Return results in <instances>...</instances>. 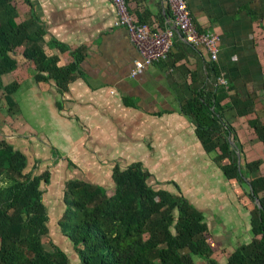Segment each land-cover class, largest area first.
Returning a JSON list of instances; mask_svg holds the SVG:
<instances>
[{
	"label": "crops",
	"instance_id": "crops-1",
	"mask_svg": "<svg viewBox=\"0 0 264 264\" xmlns=\"http://www.w3.org/2000/svg\"><path fill=\"white\" fill-rule=\"evenodd\" d=\"M186 2L195 27L219 36V61L175 30L170 58L133 79L142 58L129 31L115 29L111 0H15L7 10L18 13L28 33L17 55L18 71L0 75V141L28 158L29 171L37 167L36 174H51L48 205L62 202L70 181L112 194L115 173L142 166L156 192L183 197L205 216V257L196 256L195 263L210 261V248L218 256L209 264H229L232 254L257 241L253 212L264 186L247 187L255 197L250 202L246 188L216 162L218 152H208L198 137L196 126L212 125L211 118L201 110L188 116L183 108L211 84L213 64L220 80L231 82L229 90L219 91L223 105L264 109V0ZM127 6L154 32L171 26L166 0H127ZM37 35L35 52L46 60L38 68L22 55L27 39ZM227 118L239 133L244 158L256 160L264 177V146L249 119L235 110Z\"/></svg>",
	"mask_w": 264,
	"mask_h": 264
},
{
	"label": "trees",
	"instance_id": "trees-1",
	"mask_svg": "<svg viewBox=\"0 0 264 264\" xmlns=\"http://www.w3.org/2000/svg\"><path fill=\"white\" fill-rule=\"evenodd\" d=\"M14 1L0 0V75L18 71L17 55L22 37L28 33L18 22V13L7 10ZM37 38L40 35L27 39L22 55L38 68L46 60L39 58L40 51L35 52ZM209 73L211 84L196 92L183 112L195 117L201 110L211 118L212 125L196 126L199 139L208 152H218V165L246 188L245 196L254 202L247 187L264 186L263 168L256 160L244 158L238 145L241 138L227 113L235 110L240 118L247 117L252 134L264 146V109L258 110L254 103L238 110L223 105L219 101L220 78L213 64ZM36 170L29 171L28 158L12 144L0 141V264H196V256L205 257L201 249L206 243L205 216L183 197L156 192L142 166L115 173L112 194L81 181L65 184L58 225L77 260L57 247L54 257L45 247L50 236L45 195L51 174H36ZM257 173L261 177L256 182L248 180ZM260 194L261 208L253 212L259 230L257 241L232 254L229 264H264V192ZM7 233L14 238L11 248L6 247Z\"/></svg>",
	"mask_w": 264,
	"mask_h": 264
},
{
	"label": "built area",
	"instance_id": "built-area-1",
	"mask_svg": "<svg viewBox=\"0 0 264 264\" xmlns=\"http://www.w3.org/2000/svg\"><path fill=\"white\" fill-rule=\"evenodd\" d=\"M111 1L118 15L115 29L118 31L127 29L129 31L142 58V61L135 65L132 72L133 79L144 75L147 69L153 65L164 63L170 58L177 38L175 30H179L183 38L195 47L207 49L212 62L217 63L219 61V36L211 30L201 32L195 27L186 0H166L172 18L171 26L163 32H154L149 24L137 22L128 9L127 0ZM220 85L226 90L231 88V82L224 78L220 80Z\"/></svg>",
	"mask_w": 264,
	"mask_h": 264
},
{
	"label": "rangeland",
	"instance_id": "rangeland-1",
	"mask_svg": "<svg viewBox=\"0 0 264 264\" xmlns=\"http://www.w3.org/2000/svg\"><path fill=\"white\" fill-rule=\"evenodd\" d=\"M70 174V172H68ZM69 178V177H68ZM68 180V179H67ZM58 186L55 187V192L58 193ZM47 190V188H46ZM50 198L49 194L45 196V204L48 209V212L51 214L50 216V236L49 240H46L45 247L46 250L53 254V256H56V247L64 251L65 253L69 254L70 257L73 259V261L77 260V255L74 252L73 248L71 247L69 241L61 234L58 222L60 220V217L63 213V205L61 204L60 198L57 199L53 205H48L47 199ZM49 201H53L50 200ZM13 240L14 238H11L9 234L7 233L5 236V243L7 248H11L13 246ZM0 241V246H1ZM207 255H209L210 261L204 260L202 263L209 264L212 262L214 257H217L218 254H214L211 252L210 248L207 250ZM221 264H228V260H224Z\"/></svg>",
	"mask_w": 264,
	"mask_h": 264
},
{
	"label": "water",
	"instance_id": "water-1",
	"mask_svg": "<svg viewBox=\"0 0 264 264\" xmlns=\"http://www.w3.org/2000/svg\"><path fill=\"white\" fill-rule=\"evenodd\" d=\"M256 203L259 206V208H261V203H260V200L258 198H256Z\"/></svg>",
	"mask_w": 264,
	"mask_h": 264
}]
</instances>
